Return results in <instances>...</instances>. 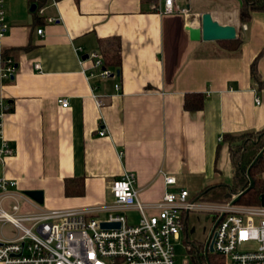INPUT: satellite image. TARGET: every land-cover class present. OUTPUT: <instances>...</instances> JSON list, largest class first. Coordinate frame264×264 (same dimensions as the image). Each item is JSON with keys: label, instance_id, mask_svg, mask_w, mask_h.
<instances>
[{"label": "crops", "instance_id": "obj_1", "mask_svg": "<svg viewBox=\"0 0 264 264\" xmlns=\"http://www.w3.org/2000/svg\"><path fill=\"white\" fill-rule=\"evenodd\" d=\"M179 1L191 8V19L160 13L163 0H48L45 15L57 17L54 23L35 18L37 0L6 1L9 29L0 56L18 70L13 78L0 73V98L9 103L3 133L14 152L0 162V176L17 181L20 193L45 195L37 203L25 194L23 210L98 209L95 215L106 219L104 207L115 200L112 183L125 171L135 173L150 214L165 193L161 170L177 178L175 189L196 199L207 187L213 195L224 192L217 186L229 184L235 171L227 136L264 129V89L252 72L264 49V11L243 21V0ZM205 12L237 28L239 49L191 39L187 27L199 26ZM110 37L121 40L122 67L117 77L94 79L106 96L101 107L87 77L98 71L88 54L101 52L100 41ZM256 69L264 79V53ZM197 93L203 106L187 108L186 95ZM65 97L64 108L59 100ZM67 178L84 180L81 195L66 193ZM114 212L132 224L140 218L134 208Z\"/></svg>", "mask_w": 264, "mask_h": 264}, {"label": "built area", "instance_id": "obj_2", "mask_svg": "<svg viewBox=\"0 0 264 264\" xmlns=\"http://www.w3.org/2000/svg\"><path fill=\"white\" fill-rule=\"evenodd\" d=\"M6 1L0 0V39L9 29ZM51 1L56 3V0ZM45 10V6L38 5L40 17L49 23L59 21L57 17H46ZM159 10L162 14H182L188 19L194 16L191 8L179 0H163ZM37 32L43 35V28ZM78 50L83 62V48ZM88 58L98 69L87 77L93 81L94 98L102 107L106 96L97 93L94 79L106 80L119 76V73L106 64L99 51L88 54ZM0 65L2 78H13L18 70L10 58L6 60L0 56ZM36 68L41 70V64L36 63ZM114 88L120 93L121 83L116 82ZM256 101L261 104L259 97ZM59 104L68 107L69 99L62 98ZM8 106L9 103L0 98V162H5L14 153L3 133ZM99 134L105 136L106 129H101ZM159 173L164 177L165 193L154 206L157 209L155 214L148 213V207L140 200L135 173L125 171L112 183L115 200L111 206L104 207L110 212L106 219L95 215L98 209L27 212L20 202L25 194L16 190L17 181L0 176V264H177L175 241L180 240L185 232V217L200 210L216 214L212 230L204 242L205 254L221 255L224 264H264L263 205L237 208L232 201L199 200L186 188L175 189L177 178L174 175L163 170ZM127 207L139 212L138 223L132 224L125 214L114 212ZM102 222L121 223V227L105 228ZM7 225L13 228L10 235L4 231ZM211 242L214 252L209 249ZM189 249L186 245V250ZM184 264H190L189 260Z\"/></svg>", "mask_w": 264, "mask_h": 264}, {"label": "trees", "instance_id": "obj_3", "mask_svg": "<svg viewBox=\"0 0 264 264\" xmlns=\"http://www.w3.org/2000/svg\"><path fill=\"white\" fill-rule=\"evenodd\" d=\"M48 0H37V4L39 7L44 6ZM253 11H264V0H243V4L240 9L241 18L243 21H248ZM35 18L38 19V22L43 23L44 21L37 17V10L33 12ZM101 46L104 61L107 65L116 70V72H121L122 67V46L121 40L119 37H110L107 40H101ZM229 45L231 50L239 49L241 42L239 39L235 40H224ZM264 53V49L256 56L257 58L254 60L252 64V72L257 85L260 88L264 89V79L261 77L259 72H257L256 65L260 58V56ZM202 94H187L186 95V106L189 109L197 110L203 106L202 103ZM250 136V145L246 144L245 146H240L243 148L241 154L238 153L237 150L234 151V146L232 140L234 138L243 139L244 137ZM227 138L231 141V157L234 163L235 171L234 177L232 181L227 185H218L217 187L224 190L223 193L218 195H213L210 190L213 188H205L202 190L198 199L210 202H222L229 203L233 200V197L240 196L239 201L236 203L237 205H248V206H259L261 204V196L264 194V155L262 157H258L261 151H264V129L256 131V132H247L242 133V135H228ZM245 147V148H244ZM234 153L237 158H234ZM258 157V158H257ZM257 162L253 165V163ZM252 182L254 185L251 187ZM84 191V180L79 178H67L66 181V193L67 194H82ZM211 193V194H210ZM225 193L232 195L231 199L225 197ZM186 244L189 246V250L193 252V262L194 264H203L202 255L199 254L198 247L204 248V243H200L197 241H191L189 238L186 240ZM195 249V250H194ZM198 251L197 259H195V252ZM206 256V264H224V260L221 257L216 255H212V253L205 254ZM200 261V262H199Z\"/></svg>", "mask_w": 264, "mask_h": 264}, {"label": "rangeland", "instance_id": "obj_4", "mask_svg": "<svg viewBox=\"0 0 264 264\" xmlns=\"http://www.w3.org/2000/svg\"><path fill=\"white\" fill-rule=\"evenodd\" d=\"M229 46H232V45H228V47ZM247 139H250V136L244 137L242 140L239 138H234L232 140L233 146H234V151H236V152H237V150L239 151L238 157H239V154H241V152L243 150V148H240V146H238V145H241V146L242 145L245 146L246 144L250 145V140L248 141ZM230 143H231V141H230ZM234 158H237L235 153H234ZM232 197H233L232 195L228 196L229 199H231ZM234 198H236V196L233 197V199ZM244 207L241 205H237V208H244ZM214 213L215 212H210L208 210H200V211L191 212L189 214L188 223H187L188 224L187 235H188L189 240L197 241V242H199L198 243L199 245H200V243H204L207 240V238L209 237V234L212 230L214 221H215L214 219H215L216 214H214ZM131 217L134 219L136 217V213L133 212L131 214ZM186 221H187V219H186ZM4 231L6 234L10 235L13 233V228H12V226L7 225L5 227ZM187 235L185 233H183L181 236V239L175 241L176 250H177V264H184V262L186 260H189L190 264H194L193 257H192L193 252L190 250H186ZM198 250H199V254L202 255L203 264H206L207 261H206V256H205V249L203 247H201V248L198 247ZM216 254L212 253V255H216ZM197 256H198V251L196 250L195 259H197ZM217 256L222 258V256L219 254H217Z\"/></svg>", "mask_w": 264, "mask_h": 264}, {"label": "water", "instance_id": "obj_5", "mask_svg": "<svg viewBox=\"0 0 264 264\" xmlns=\"http://www.w3.org/2000/svg\"><path fill=\"white\" fill-rule=\"evenodd\" d=\"M38 8L36 3H32L31 12L33 13ZM187 30L190 31V36L193 41L195 40H203L206 42L210 41H224V40H235L237 38L238 30L234 25L231 24H221L218 20H216L211 14V12H205L202 14L201 24L199 26H188ZM119 73V72H118ZM264 155V151H261L258 157H262ZM257 157V158H258ZM253 163V165L257 162ZM254 185L252 182L251 187ZM25 194L35 200L37 203H44L45 195L42 190H26ZM240 199V196H237L232 200V204H236ZM261 204L264 206V194L261 196ZM103 227L112 228V227H121V223H107L102 222ZM209 249L211 252H214L213 242L210 243Z\"/></svg>", "mask_w": 264, "mask_h": 264}, {"label": "flooded vegetation", "instance_id": "obj_6", "mask_svg": "<svg viewBox=\"0 0 264 264\" xmlns=\"http://www.w3.org/2000/svg\"><path fill=\"white\" fill-rule=\"evenodd\" d=\"M185 233V232H184Z\"/></svg>", "mask_w": 264, "mask_h": 264}]
</instances>
